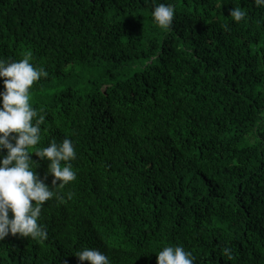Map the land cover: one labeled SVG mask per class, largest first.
<instances>
[{
	"label": "trees",
	"instance_id": "1",
	"mask_svg": "<svg viewBox=\"0 0 264 264\" xmlns=\"http://www.w3.org/2000/svg\"><path fill=\"white\" fill-rule=\"evenodd\" d=\"M159 3L175 9L168 29ZM25 54L48 73L31 90L38 147L69 138L77 178L42 209L47 240L9 234L0 264H89L74 255L86 247L157 264L174 245L194 264H264V7L0 0V58ZM31 157L58 187L50 161Z\"/></svg>",
	"mask_w": 264,
	"mask_h": 264
},
{
	"label": "clouds",
	"instance_id": "2",
	"mask_svg": "<svg viewBox=\"0 0 264 264\" xmlns=\"http://www.w3.org/2000/svg\"><path fill=\"white\" fill-rule=\"evenodd\" d=\"M254 4L264 7V0H254ZM174 15V7L165 3L157 4L152 13L154 22L163 29L171 26ZM230 17L239 22L245 19L246 12L234 7ZM47 75L43 67L31 62L30 54L19 60L0 58V78L4 85L0 92V241L9 234H19L37 243L47 240V232L39 223L42 209L53 198L63 203L64 197L57 190L77 178L71 164L76 159V151L69 138L65 137L60 143L52 140L46 147H38L43 117L30 103L31 90ZM32 153L50 161L47 173L53 177L52 184L60 182L54 190L36 173L39 165L33 161ZM71 195L68 193V198ZM74 255L89 264H111L109 257L97 248L86 247ZM156 255L157 264H194L192 253L179 245L166 246Z\"/></svg>",
	"mask_w": 264,
	"mask_h": 264
}]
</instances>
